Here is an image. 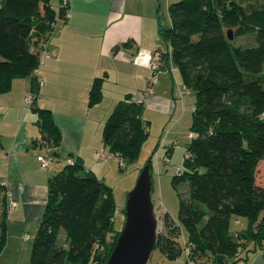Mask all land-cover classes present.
Instances as JSON below:
<instances>
[{
  "label": "trees",
  "instance_id": "obj_1",
  "mask_svg": "<svg viewBox=\"0 0 264 264\" xmlns=\"http://www.w3.org/2000/svg\"><path fill=\"white\" fill-rule=\"evenodd\" d=\"M51 1L0 0V93L9 92L16 78L32 77V90L40 87L35 74L40 53L61 14ZM169 17L171 27L161 26L160 35L196 97L192 133L198 138L189 145L186 171L174 178L175 186L189 183L191 202L181 198L177 229L164 214L168 231L165 237L159 231L157 247L178 259L183 249L175 238L185 232L188 264H236L243 251L264 256V188L257 177L264 162V7L248 11L233 0H181L170 7ZM239 37H253L254 45L236 47ZM104 81H94L90 105L102 100ZM144 111V102L129 95L105 124L104 143L122 161L121 171L126 161L138 160L149 137ZM38 115L41 139L35 143L58 148L62 133L52 111L41 109ZM194 202L207 212L195 210ZM115 212L113 189L80 162L66 163L49 181L30 264H106L122 232L115 230ZM240 218L248 226L236 233L232 222L239 224ZM5 223L0 254L7 241ZM109 234H115L113 243ZM241 239L251 247L242 249Z\"/></svg>",
  "mask_w": 264,
  "mask_h": 264
},
{
  "label": "crops",
  "instance_id": "obj_2",
  "mask_svg": "<svg viewBox=\"0 0 264 264\" xmlns=\"http://www.w3.org/2000/svg\"><path fill=\"white\" fill-rule=\"evenodd\" d=\"M180 1L70 0V18L57 24L49 42L50 59L40 69L42 85L33 91L32 77L16 78L9 92L0 93V238L4 221L7 232L0 264L8 259L9 250L28 249L31 258L49 181L66 166V159L80 162L86 172L113 187L122 161L104 143V127L121 101L129 95L133 100L144 97V109H150L151 102L167 91L174 100L175 116L178 103L191 92L182 77L179 82L176 65L171 71L165 57L158 83L152 85L154 72L139 58L142 52L161 49L162 9L169 13ZM51 6L58 13L60 1L52 0ZM97 78L105 79L103 98L90 105ZM29 96L34 97L31 107L26 103ZM41 109L52 111L62 133L58 148L35 143L41 139ZM41 156L57 162L43 168ZM7 194L16 204L13 209H8ZM248 261L249 255L236 264ZM252 264H264V256H257Z\"/></svg>",
  "mask_w": 264,
  "mask_h": 264
},
{
  "label": "rangeland",
  "instance_id": "obj_3",
  "mask_svg": "<svg viewBox=\"0 0 264 264\" xmlns=\"http://www.w3.org/2000/svg\"><path fill=\"white\" fill-rule=\"evenodd\" d=\"M242 5L246 10L250 11L255 8L264 7L263 0H233ZM162 26L171 27V20L168 11L165 8L162 9ZM254 45L253 37H239L235 40L236 47ZM256 45V43H255ZM159 48L163 52L171 49L170 43H165L163 40L159 43ZM176 70V76L181 83V74L178 69ZM153 92V91H152ZM170 93L163 92L157 99L151 102V108L145 109L143 120L149 131V137L145 141L143 148L140 152L137 161L130 163L126 161L123 165V170H119V177L113 183V189L116 212L114 214V226L115 230L122 231L125 225V213L127 196L134 189L141 171L146 164L152 160L154 167V203L156 207V213L159 218V231L161 237H165L168 231L164 222V214L173 220L171 228H178L176 223L180 222V200L181 198L186 201H190V185L187 182H182L179 185H174V178L181 172L186 171L185 161L188 154V148L191 143V133L194 118V108L196 107V97L192 92L186 95L184 102L180 100L178 108L174 114V100L170 97ZM180 99V98H179ZM170 153L171 163L164 162V157L168 152ZM258 185L264 188V162L260 165L258 170ZM194 209L197 211H206V207L199 203H193ZM209 215L206 214L199 224V228H202L207 221ZM170 221V220H169ZM240 223L234 219L232 222V230L236 233H241L247 226V220L245 218L239 219ZM176 222V223H175ZM180 224V223H179ZM183 231V230H182ZM115 234H109L108 241L113 243ZM187 234L180 235L179 239H175L179 242V248L183 249L182 255L178 259H169L166 254L157 247L153 252L149 264H188L184 237ZM66 237L65 232L62 231L60 239ZM243 245L242 249L250 248L251 243H247L241 239ZM8 259L2 264H29L30 258L28 257V249L21 251L9 250ZM19 252V253H18ZM1 255V254H0ZM248 264H252L257 258L261 256V252H250ZM247 254L242 253L243 260L246 259ZM18 259L20 261H18ZM17 260V262H15Z\"/></svg>",
  "mask_w": 264,
  "mask_h": 264
},
{
  "label": "water",
  "instance_id": "obj_4",
  "mask_svg": "<svg viewBox=\"0 0 264 264\" xmlns=\"http://www.w3.org/2000/svg\"><path fill=\"white\" fill-rule=\"evenodd\" d=\"M230 41L233 32H228ZM154 167L150 160L128 194L125 225L106 264H149L158 246L159 218L154 203Z\"/></svg>",
  "mask_w": 264,
  "mask_h": 264
},
{
  "label": "built area",
  "instance_id": "obj_5",
  "mask_svg": "<svg viewBox=\"0 0 264 264\" xmlns=\"http://www.w3.org/2000/svg\"><path fill=\"white\" fill-rule=\"evenodd\" d=\"M59 1H60L59 10H60L61 14L52 23L50 36L43 44V48H42V51L40 53V58H39V61H40L39 67L35 71V74L38 77V79L40 76V69L50 59L49 42H50V39H51V37H52L56 27H57V24L62 20H66V19L70 18V12L68 10L69 6H70V0H59ZM169 52H170L169 50L163 52L161 49H157L153 53L142 52L141 57L139 58L140 62L142 64L147 65L154 72V77H153L152 82H151L152 85H155L158 83L157 73H159L161 71V66L163 63L162 61L164 60L165 57L171 63L170 70L174 71V68H175L174 61H173L172 56ZM39 84L42 85V82L40 80H39ZM147 93H148V91H147ZM143 99H144V97L138 98L136 101L138 104H142L144 102ZM33 101H34L33 96H29L26 98V103L29 107L32 106ZM190 137H191V140L197 139L198 135L195 133H191ZM186 157H189V155L187 154ZM38 160H39L41 167H43V168H49L52 163L57 162L56 158H50V157H45V156L39 157ZM164 161L166 163H170V159L168 157H164ZM65 162L68 163L69 165H74V163H75L73 158H68V159H66ZM2 186H6V183H2ZM7 198H8L9 209L15 208L16 204L11 200V197L8 194H7ZM189 264H194V263H192L190 261Z\"/></svg>",
  "mask_w": 264,
  "mask_h": 264
}]
</instances>
